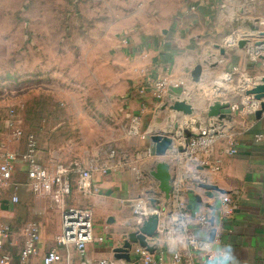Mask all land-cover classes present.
Listing matches in <instances>:
<instances>
[{
    "label": "crops",
    "instance_id": "1",
    "mask_svg": "<svg viewBox=\"0 0 264 264\" xmlns=\"http://www.w3.org/2000/svg\"><path fill=\"white\" fill-rule=\"evenodd\" d=\"M245 1L248 7H240L236 17H230L231 8L227 6L231 5L230 0H161L165 3L158 6V11L166 12L164 23L160 25L161 35L145 29L146 24L140 21L126 27L144 29L132 33L122 31L117 38L121 45L119 58L131 62L126 70L125 108L129 118L137 119L138 143L131 149L119 151L113 160L106 156L107 160L102 163H111V170L106 174H94L92 183L98 189L96 194L83 195L77 189V176H72L73 188L67 205L91 209L94 235L102 232L105 235L104 240L95 238L94 243L88 245L83 261L71 248L72 264H99L113 258L112 249L121 246L127 235L136 231L134 208L151 209L157 205L161 207L159 229L154 237L148 238V246L156 254L162 253L169 259L175 253H181L184 261L202 263L205 255L188 247L182 227L185 222L188 231L201 240L209 241L210 233H215L217 240L211 246L212 264H264V115L258 119L245 107L248 100L255 103L245 91L261 84L264 76V60L257 57L264 54V47L252 51L253 43L263 37L256 35L246 49L241 50L236 45V41L249 32L250 25L258 26L264 32V0ZM151 3H158V0H148L150 7ZM230 36L233 44L228 46ZM220 49H224L225 54H221ZM198 65L202 66V78L193 82L192 72ZM163 80L166 85L158 90L157 83ZM159 93L160 99L157 98ZM170 95L175 99H186L194 113L185 116L161 110L162 104H172ZM215 101L231 106L228 117L221 122L207 117L208 107ZM233 105L238 108L233 110ZM170 115L179 123L181 136L175 139L165 156L159 157L151 150L150 136L165 131L166 118ZM185 135H190V139L199 135L217 137L208 149L193 155L186 148ZM232 142L237 147L234 155L229 152ZM0 145L7 146V143L0 139ZM178 146L184 150L180 151ZM39 155L41 163L50 169L57 164L78 161L51 149L39 150ZM159 160L170 167L173 186L170 200L165 199L158 182L150 175ZM80 162L102 164L99 160ZM23 171L26 167L22 164L18 167L21 173L17 172L16 176L25 175ZM27 182L21 186L29 191ZM199 182L215 184L225 194L214 193L213 198H209L206 191L198 187ZM197 195L203 203L196 201ZM179 201L185 203L184 215L177 208ZM46 205L51 207L50 203ZM50 209L53 214L37 222L39 252L28 264H40L60 232L59 210ZM44 212L50 211L45 209ZM194 212L213 220L208 230L195 224ZM49 218L51 227L47 229ZM18 245L22 250L23 237L13 235L7 251ZM60 255L65 259L66 252L61 249ZM132 259L133 263L139 264L136 256Z\"/></svg>",
    "mask_w": 264,
    "mask_h": 264
},
{
    "label": "rangeland",
    "instance_id": "2",
    "mask_svg": "<svg viewBox=\"0 0 264 264\" xmlns=\"http://www.w3.org/2000/svg\"><path fill=\"white\" fill-rule=\"evenodd\" d=\"M160 1L150 7L148 0H0V139L18 157L12 183L0 188V223L14 236L22 239L26 224L53 214L21 186L29 175L21 160L27 139L12 140L15 129L34 133L40 151L84 162L102 163L112 150L137 145L124 96L131 62L119 58L117 38L144 29L126 27L140 21L159 34L166 13L158 11ZM230 4V17L248 7L245 0ZM22 164L25 175L16 176ZM15 194L20 201L12 205ZM102 233L95 238L104 240ZM20 251L10 250L15 264Z\"/></svg>",
    "mask_w": 264,
    "mask_h": 264
},
{
    "label": "built area",
    "instance_id": "3",
    "mask_svg": "<svg viewBox=\"0 0 264 264\" xmlns=\"http://www.w3.org/2000/svg\"><path fill=\"white\" fill-rule=\"evenodd\" d=\"M166 85V80L157 83L158 90H161ZM161 98V94L157 95ZM248 100L246 109L254 113L260 108L258 101L252 102ZM237 105H233L232 109H237ZM138 126L136 118H132ZM134 128V127H133ZM138 134V131H134ZM22 137L27 139V148L21 155V160L27 165L29 191L37 196L41 202L50 203L51 208L55 207L59 210L61 216V229L54 238V245L42 257L40 264H72L69 250H75L79 257H85L89 244L94 243V215L89 208H79L67 205V199L72 193L73 182L72 176L78 178L77 189L85 196L96 194L98 189L93 185V176L96 172L106 174L111 170L108 162L98 164L96 162L83 163L74 161L70 164H57L54 169L46 167L40 161L37 139L34 133L24 134L22 129H15L12 134V140H20ZM217 135H199L189 140L187 150L193 155H199L202 151L208 149L215 141ZM258 139L261 136H257ZM173 147V146H172ZM179 147V146H178ZM172 149V148H171ZM179 149V148H178ZM119 151L112 150L109 154V160L117 157ZM230 154L237 153L236 143L232 142L229 149ZM18 157L15 151L0 145V188H4L12 183L16 172ZM19 196L13 195L10 204L16 205L19 203ZM44 202V203H45ZM177 208L182 215L185 211V203L179 201ZM155 212L154 208H134L133 226L136 230L143 224L145 219ZM195 224L201 229L208 230L211 226L210 218L205 214L193 213ZM182 227L185 230V239L188 247L195 252H202L205 255L202 263H194L193 261H184L181 253H175L171 258H166L164 254L151 253L146 249L134 247L132 255L136 256L139 264H212L214 255L211 251L214 241L201 240L196 235L188 231L187 224L182 222ZM23 248L19 255L20 264H28L32 258L38 255V243L40 240V229L36 222H30L23 228ZM13 240V233L9 226L0 223V264H15L14 256L7 251L8 246ZM66 252L65 259H62L60 250ZM205 253V254H204ZM133 258V257H132ZM99 264H135L133 260L127 262L121 259L110 258L102 260Z\"/></svg>",
    "mask_w": 264,
    "mask_h": 264
},
{
    "label": "water",
    "instance_id": "4",
    "mask_svg": "<svg viewBox=\"0 0 264 264\" xmlns=\"http://www.w3.org/2000/svg\"><path fill=\"white\" fill-rule=\"evenodd\" d=\"M260 35L263 39L258 40L253 43V53L257 51V49L264 47V32L260 31L258 26H249V32L244 33V38L236 41V45L239 49H246L247 45L251 42V39L256 37V35ZM232 36L227 40V45L230 46L232 43ZM221 54H225L224 49H220ZM258 53V52H257ZM257 57L259 59L264 60V54H258ZM202 78V66L198 65L194 68L192 72V81L199 82ZM246 96H250L254 101H258L260 103V108L254 112V115L259 119L264 115V76L261 78V84L249 88L245 91ZM170 99L172 104L164 103L161 106V110H168L173 113H180L185 116H191L194 113V109L192 105L186 100L181 98H176L170 95ZM229 103H224L221 101H215L208 107L207 117L215 118L218 121H222L228 117L227 111L230 109ZM166 130L162 133L152 134L150 136V140L152 143V152H154L157 156L162 157L165 156L172 148L175 143V139L181 136V132L179 133V123L175 121L173 115L167 116L166 118ZM190 140V135H185V144L188 146ZM180 151H183L184 148L179 147ZM150 175L158 182L159 190L164 194L166 200H170L172 196V175L170 172V167L168 164L159 160L156 162L154 169L150 171ZM198 187L202 190L206 191V196L209 198H213L214 193L225 194V191L220 189L215 184H210L206 182H199ZM194 193V191H191ZM196 201L198 203H203V200L200 196H196ZM152 202H156L153 200ZM206 206L210 209L212 207L210 205ZM155 212L151 214L149 217L145 219L143 224L136 230L130 232L126 239L124 240L121 246L115 247L112 249V254L115 259L125 260L127 262L132 261V250L134 247H140L146 249L147 251L153 253L154 249L149 248L148 246V238L154 237L159 229L160 225V216L159 212L161 207L159 205L155 206ZM112 221V219L110 220ZM210 223L213 224V220H210ZM215 239V233L211 232L209 235V240L212 242Z\"/></svg>",
    "mask_w": 264,
    "mask_h": 264
},
{
    "label": "bare ground",
    "instance_id": "5",
    "mask_svg": "<svg viewBox=\"0 0 264 264\" xmlns=\"http://www.w3.org/2000/svg\"><path fill=\"white\" fill-rule=\"evenodd\" d=\"M226 43V42H225ZM233 44V43H232ZM263 48V47H262ZM252 49V48H251ZM264 51V50H263ZM135 127V126H134ZM166 130V129H165Z\"/></svg>",
    "mask_w": 264,
    "mask_h": 264
}]
</instances>
